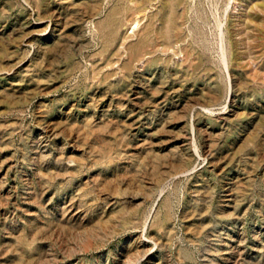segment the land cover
I'll use <instances>...</instances> for the list:
<instances>
[{"label": "rangeland", "instance_id": "374dc122", "mask_svg": "<svg viewBox=\"0 0 264 264\" xmlns=\"http://www.w3.org/2000/svg\"><path fill=\"white\" fill-rule=\"evenodd\" d=\"M0 264H264V0H0Z\"/></svg>", "mask_w": 264, "mask_h": 264}]
</instances>
